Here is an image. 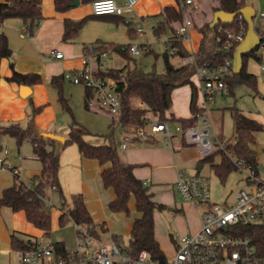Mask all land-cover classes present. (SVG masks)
Wrapping results in <instances>:
<instances>
[{"label": "crops", "instance_id": "1", "mask_svg": "<svg viewBox=\"0 0 264 264\" xmlns=\"http://www.w3.org/2000/svg\"><path fill=\"white\" fill-rule=\"evenodd\" d=\"M3 1L4 0H0V3ZM78 1L79 5L71 6L70 9L59 12L56 10L55 0H42L41 12L43 20L36 25L32 35H28L25 32L26 26L22 21L17 19L7 20L0 25V34H5L7 36L10 49L12 50V60L3 59L0 62L1 123L5 125L10 123H20L23 128H26L28 114L31 109L30 102H33L36 108H42L41 112L34 117V125L36 129L40 132H51L68 138L72 122L71 116L65 112L63 106L59 102L58 91L53 87L52 79L55 77H61L67 72L82 69L83 57L87 53V47L99 44H119L120 41L117 38V34L120 29L124 28L120 25L122 22L128 26V21H131L128 26L129 34H131L129 30L131 28L133 30L132 34L137 35L134 26H131L133 22L138 24L141 23L143 25L150 24L154 31V29L164 21V18L160 15L163 9L166 7L176 8V2L174 0H140L134 10L130 13L126 12L125 15L122 16L123 18H97L94 17L92 13V2L81 3L80 0ZM117 1L120 5H123L124 3V0ZM195 1L199 3L201 10L194 13L192 12V14H190L191 10H188L187 14L194 17L195 25L193 24L191 29V41L189 43L182 42L181 46L187 53L196 52L201 58H208L213 54L216 48V34L211 27V23L216 12L214 8L218 6V1ZM247 6H251L256 10L255 19L257 17L264 19V16H261V14L264 13V0H247ZM84 18L89 19L81 28L77 37L72 41L64 42L63 35L65 21L70 20L78 22ZM258 29L260 31L258 34L261 38H264L263 30L260 28ZM167 47L169 49L171 48V35H169L167 41H165V52H170ZM261 48L262 46L259 51ZM55 52H62L64 57L62 59H55ZM128 57H131V55L128 54ZM179 57L182 59V56ZM107 60L108 59H97L93 63V70L96 74L99 71L105 72L109 69L106 68V66H108ZM125 66L129 65L127 64ZM181 66L182 60L179 66L174 67L178 68ZM250 68L249 63L247 62V73L254 75L256 80L257 75ZM13 70L21 74H38L42 78V83L28 86L10 82L7 78L12 76ZM135 70L137 71L138 69ZM191 80L197 87L198 105L201 102V99L199 100V97L201 98V96L198 90L199 79L196 75H193ZM21 86L30 88V92L27 96H22ZM62 91L76 122L89 131V134L85 136L86 141L95 145L107 144L104 136L108 135L111 131L112 117L110 119L107 116L102 115L100 112L101 110L88 107L87 103L90 93L82 85H75L68 81H64ZM191 97L192 91L189 85H184L175 89L172 93V107L170 111L167 112V116H173L176 119L191 118ZM233 109L237 108H232L231 111H233ZM242 114L244 115V113ZM244 116L251 120L256 119V122L263 126V131L256 134V142L253 146L259 163L256 145L258 135L264 133V125L262 124L264 123V118L262 115L258 114H254L251 118L250 116ZM168 123L172 130L177 125L181 124L176 121ZM214 127L219 140L224 142L219 131L216 129L215 124ZM117 131H120L119 139L116 135V141L119 155L121 153V161L124 164L135 166L134 175L148 185L155 202L163 204L165 207L171 205L169 210L180 215L187 224V227L184 225L180 227L177 226L178 228L186 229L176 237L173 234L168 233V238L171 242L172 255L165 256L169 259L174 256L181 237L188 234H194L201 228L202 210H199L200 215L198 216V219L193 220L189 217V213L192 211V208L196 207L190 203H184L181 200L178 202L174 201V197H176L174 187L179 174L181 172L189 174L197 173L208 177L211 181L209 176L203 174V170L205 165H207L212 173L214 171L212 170L210 163L201 164V161L204 159L200 156L198 149L187 145L180 136L173 137L169 142H165L161 136L156 137L151 142L135 141L128 149H122L121 144L124 129L120 128ZM13 141L15 140L8 136H3L1 138L2 147L3 143H6L10 148L5 158L19 171V174L18 178H16L11 171L0 168V197L5 189L14 186L18 181L24 184H30L36 176L41 174L42 170V164L34 154L33 145L30 142H25L22 147H17L16 149ZM226 142L232 146L236 144V131L234 141L231 142L228 140ZM56 150L60 152L59 177L63 195L67 196V194H69L72 196L73 194H82L94 223L97 219L101 220L90 208V200L94 199L97 203L99 202L101 209H103L106 208V206L108 207L109 203L115 198L114 191L112 189H106L102 184L101 172L103 167L95 160L84 158L79 153L76 145H65L63 147L61 144L57 143ZM212 160L213 164H219L221 162V155L216 154ZM200 165L201 169L199 170ZM262 166L264 169V165ZM262 175H264V171H262ZM228 178H234V181L232 180L234 188L221 195L223 201L221 204L224 206H231L234 204L235 195L242 188L245 181L244 174L237 171L232 172ZM216 179L219 180L217 176ZM160 191L161 193L158 194V200L155 192ZM53 192L57 191L49 189L46 192L48 202L50 201V195ZM230 199H232V201H229ZM131 201L134 203L135 207L134 199ZM111 214L113 213L111 212ZM138 216L139 214L137 217ZM104 221L106 222V220ZM103 228L107 230L105 226H103ZM13 234L17 235L24 241L30 239L40 240L44 237V232L35 228L30 222H28L24 212H14L8 207L1 208L0 264H17L18 262V251L11 247V236ZM155 238L162 250L161 244L164 238L161 234H157L156 224ZM168 238L165 237V240H168Z\"/></svg>", "mask_w": 264, "mask_h": 264}, {"label": "trees", "instance_id": "2", "mask_svg": "<svg viewBox=\"0 0 264 264\" xmlns=\"http://www.w3.org/2000/svg\"><path fill=\"white\" fill-rule=\"evenodd\" d=\"M74 1L76 0H55L56 10L59 12L68 10ZM80 1L81 3H88L96 0ZM217 1L218 6L214 10H221L226 13H236L247 6V0ZM41 4L42 0H4L0 3V25L7 20L17 19L26 26L27 34L32 35L36 25L43 20ZM160 15L164 18V21L154 29V33L160 35L169 29L171 47L175 49V51L171 52L172 55L182 57L188 55L182 49L178 37V28L183 22V13L175 7H166ZM94 17L123 18L115 15H94ZM88 19L84 18L78 22L66 20L63 41L74 40ZM127 24L130 25V23ZM222 25L230 29H240L242 27L246 32L248 29L247 23L244 19L239 20V16L236 17L233 23ZM219 26L217 25L213 28L216 34L215 38L218 36ZM129 30L132 34L133 30L131 28ZM256 30L258 33L260 32L258 28ZM263 44L264 38H262L260 47ZM93 46L99 51L112 48L128 57V54L122 51L123 46L121 45L99 44ZM260 47L253 53L243 55L242 70L238 74L233 72L228 81L229 94H233L235 86L239 83L255 85V76L247 73V60L252 57L255 61L261 63L262 56L258 54ZM86 52H88V47ZM169 56L168 52L163 53L165 69L163 74L144 75L138 73L135 69H130L129 66L121 69H107L105 72L99 71L97 73L103 78H110L115 81L116 91L122 104L120 115L112 117L110 133L104 136L107 144L95 145L86 141L85 136L89 134V131L76 122L63 95L64 75L52 79V85L58 91L59 102L72 120L66 145H76L79 153L84 158L95 160L103 167L101 172L102 184L106 189H112L115 194V198L108 205L109 210L113 214L130 216L129 203L134 199L135 210L139 216L133 219L131 225L130 241L128 243L130 253L137 256L141 251H147L151 259L158 263H166L167 258L155 238L154 214L156 211L164 210L166 207L155 202L148 185L136 178L134 175L135 166L124 164L121 161L116 141V131L120 128L125 129L134 126L146 127L153 119L180 122L184 127L195 125L197 121L196 114L198 113V91L191 80L195 74L194 69L184 66L174 67L170 63ZM11 58L12 50L10 49L8 38L5 34H0V62L3 59ZM199 60L203 61L205 58H201L199 55ZM7 80L28 86L42 83V78L38 74H21L15 70H13L12 76L7 78ZM184 85L191 87L190 110L192 117L189 119L168 117L167 112L172 107V93L175 89ZM30 108L26 128H23L20 123L5 125L0 122V151L3 149L1 144L3 136L13 138L18 148L22 147L25 142H30L34 147V154L42 164L41 174L36 176L30 184L18 181L14 186L5 189L0 197V209L8 207L14 212H24L28 222L43 231L45 237H49L52 226V206L47 200L46 192L49 189L56 190L63 199L61 210L64 212L59 217L60 224L65 225L68 220H72L74 223L90 228V231L96 234L95 223L82 194H73L69 207L65 210L67 202L60 185V152L56 150L57 142L39 137L40 131L34 125V117L41 112L42 108H36L33 102H30ZM232 116L237 137V142L232 147V152L236 158L243 159L247 164L258 169L260 164L257 161L253 146L256 142V134L263 131V126L245 117L237 109H233ZM216 154L221 155L219 164H213L212 158ZM204 163L211 164L212 170L222 185H225L229 175L236 171V166L232 160L222 152L205 158L201 161V164ZM241 234L251 236L254 242H262L264 241V226L244 229ZM113 240H119L118 236L113 235ZM31 241L32 239L24 241L13 234L11 236V247L14 250L25 251L29 248L28 243ZM56 245L60 250H65V245L62 242L56 243Z\"/></svg>", "mask_w": 264, "mask_h": 264}, {"label": "built area", "instance_id": "3", "mask_svg": "<svg viewBox=\"0 0 264 264\" xmlns=\"http://www.w3.org/2000/svg\"><path fill=\"white\" fill-rule=\"evenodd\" d=\"M139 1L124 0L123 5H120L117 0H96L91 4L92 13L95 16H124L126 12H132ZM174 1L176 8L183 13V22L178 28L179 41L189 43L193 22L185 16V12L198 9L199 6L195 0ZM239 20H243L242 16H239ZM135 32L141 37L147 34L143 27L135 28ZM246 33L242 27L230 29L221 24L215 39L216 48L210 57L200 61L196 52L182 57V66L193 68L194 75L199 79L201 102L197 105L195 125L184 127L179 124L172 130L168 122L155 119L146 127L125 128L121 144L122 149H128L135 141H153L161 136L165 142H169L173 137L180 136L187 145L197 148L203 159L218 152L224 153L232 160L236 171L244 174L245 178L244 185L235 195L234 204L224 206L212 203L209 178L197 173L181 172L174 191L182 202L202 210L201 228L194 234L181 237L174 256L167 258L166 263L152 260L147 251L134 256L128 244L120 239L105 243L97 231L96 234L92 233L90 228L84 226L82 229L81 225L74 223V250L66 247L60 250L56 244L43 237L29 242L27 250H17V264H264V241L254 242L251 236L241 234L244 229L264 226L262 171L236 158L232 152L233 146L219 140L209 109L218 96L229 94L228 81L233 73L234 52L245 39ZM150 46V43L142 47L123 46L122 51L131 56H140L151 51ZM167 49L175 51L172 47ZM63 57L62 52L54 53L55 59ZM109 58L110 49L99 51L90 46L83 57V68L65 73L64 80L82 85L89 91V108L118 117L122 104L115 81L99 76L92 66L97 59ZM260 70L264 79V64L260 65ZM7 153V150L0 151L3 154L0 168L18 176L19 171L5 158Z\"/></svg>", "mask_w": 264, "mask_h": 264}, {"label": "rangeland", "instance_id": "4", "mask_svg": "<svg viewBox=\"0 0 264 264\" xmlns=\"http://www.w3.org/2000/svg\"><path fill=\"white\" fill-rule=\"evenodd\" d=\"M197 4L199 8L191 10L190 14H192V12L194 13L201 10L199 3ZM187 12L188 11L185 12V16L192 20L194 24V17L188 15ZM254 22L256 24V27L263 30L264 37V19L257 17ZM120 25L124 28L120 29L119 33L117 34V38L120 41L117 45H122L126 47L136 45L142 47L150 43V48L152 49V51L149 53H144L140 56L127 57L123 55V53H121L120 51L111 48L110 58L107 60L108 66H106V68L121 69L128 64L130 69H138L137 72L144 75H150L153 73L163 74L165 69L162 55L165 52V41H167L168 36L170 35L169 29H167L165 33L157 35L154 33L150 24L143 25L141 23L138 24L136 22H133L131 26L133 25L134 28L143 27L147 30V34L141 37L138 35L129 34V25L127 26L123 22ZM168 53L170 55V62L174 66H179L181 64L180 57L173 56L171 52ZM258 54L262 56L261 64H264V44L261 50L258 51ZM247 62L249 63V67H251L250 69L254 71L257 75L256 84L251 85L248 83H239L235 86L233 94L218 96L215 99V103L209 107L211 118L214 124L216 125V129L219 131L224 143H227L226 141L228 140L233 142L235 139L234 123L231 115L232 108H237L239 111L244 113V115L250 116V118L253 117L254 114L262 115V117L264 118V79L262 77V72L259 67L261 64L255 61L253 58H249ZM200 99L201 98L199 97V100ZM100 112L102 115H105L111 119L112 116H110L107 112ZM253 120L257 121L256 119ZM262 124L264 125V123ZM119 132L120 131H117L116 133L118 139L120 136ZM13 142L15 143L17 149L16 142ZM4 150H10L9 145H7L6 143H3L2 151ZM256 151L258 153L259 163L261 165H264V133L258 135ZM0 157H3V154H0ZM203 174L209 176L211 179L210 182L212 203L221 204V202H223L221 195L224 194V192L226 193L232 188H234V185L232 183V180L234 181V178H228L229 180L226 181L225 186H222L219 180L216 179V175L214 174V172H211L209 166L205 165ZM262 177L264 178V175H262ZM160 193L161 191L155 192V195L158 200V194ZM64 197L67 202V205L65 207L66 210L68 209L69 204L71 202V196L67 194V196ZM62 200L63 199L61 198L59 193H51L49 201V204L52 206L51 233L49 237L44 236V239L53 244L62 242L68 250H74L76 248V230L74 222L72 220H68L65 225H61L59 222V217L62 213ZM174 201H180L177 195L176 197H174ZM229 201H232V199H230ZM170 206H166L164 210H158L154 214V221L157 225V234H161L164 238L162 240L163 242L161 245L162 250L166 256L172 255L171 242L168 238V233H171L176 237L186 229L178 228L177 226L180 227L184 225L185 227H187L185 220H183L180 215L173 213L169 210ZM90 208L96 213L95 215H98L99 219H101H97L98 221H95V227L98 235L103 240V242L109 243L113 240V235H116L121 241L125 242L126 244L129 243L131 225L133 219L136 218L138 215L135 210L134 203L132 201L130 203V216H126L123 214H111L109 207L106 206V208L101 209L99 202L97 203L94 199L90 200ZM199 210L200 209L198 208H192V211L189 213V217L193 220H197L198 216L200 215ZM103 219L106 220V222ZM103 226H105L107 230L104 229ZM81 228L83 229L84 226H81ZM165 237H167L168 240H165Z\"/></svg>", "mask_w": 264, "mask_h": 264}, {"label": "water", "instance_id": "5", "mask_svg": "<svg viewBox=\"0 0 264 264\" xmlns=\"http://www.w3.org/2000/svg\"><path fill=\"white\" fill-rule=\"evenodd\" d=\"M79 5V1H75L71 4V6ZM237 16H242L244 21L247 23L248 29L246 33L245 39L237 46L234 52V63H233V72L240 73L243 67V55L255 52L262 43V38L258 34L255 26V17L256 10L251 6H246L236 13H226L224 11H216L214 14L213 21L211 23V27L214 28L220 24H231L236 19ZM12 60V59H11ZM30 92V88L26 86H21V94L22 96H27ZM39 137L55 141L61 144L63 147L66 145L68 138L64 136H60L51 132H40ZM201 169V165L199 166V170ZM260 171H264L263 166H259Z\"/></svg>", "mask_w": 264, "mask_h": 264}]
</instances>
